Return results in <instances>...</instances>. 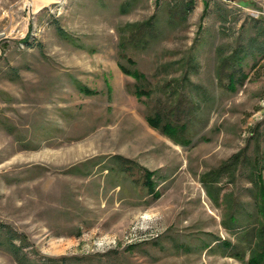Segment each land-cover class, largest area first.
Returning a JSON list of instances; mask_svg holds the SVG:
<instances>
[{"label":"rangeland","instance_id":"rangeland-1","mask_svg":"<svg viewBox=\"0 0 264 264\" xmlns=\"http://www.w3.org/2000/svg\"><path fill=\"white\" fill-rule=\"evenodd\" d=\"M36 2L0 0V227L36 264H245L221 245L264 225V0ZM151 16V40L125 51L139 101L117 29ZM224 164L214 203L200 177ZM1 242L0 264H18Z\"/></svg>","mask_w":264,"mask_h":264},{"label":"trees","instance_id":"trees-1","mask_svg":"<svg viewBox=\"0 0 264 264\" xmlns=\"http://www.w3.org/2000/svg\"><path fill=\"white\" fill-rule=\"evenodd\" d=\"M126 5L127 3L120 6L121 12L125 11ZM154 31V16H151L146 21L128 23L117 29V46L119 57L118 68L124 75L133 79L135 83L134 96L139 101H142L143 98H149L151 96V92L143 87V84L146 83V77L136 68L135 62L129 57H127L125 51L127 46L132 42H141L143 44L147 43L149 40H151V37L154 35ZM57 33L62 39H68L67 34H65V32L59 27H57ZM235 62V60L234 63L233 61L230 62L233 71L235 70ZM234 77L235 75H233V73L228 74L229 86L233 85ZM78 89L80 92L83 93H91L90 90L83 86H78ZM146 122L150 128L158 130L161 134L169 138L176 145L186 146L190 143V141L186 139L185 136L187 130L186 123H175L171 119H167L166 116H163L160 113H154L152 116L146 117ZM126 161L128 160H125V162ZM225 167H227V164L222 165V167L218 168L214 172H209L200 177V182L205 186L207 196L214 203L217 202L218 198V190L215 188V186L217 184L218 177L222 174V172H224ZM142 171L143 186L146 188L148 194L154 196L155 198L158 197L159 194L155 193V183L152 178L154 176V172L145 168H142ZM255 182L257 184H260L259 172H257L255 175ZM259 188L260 201L263 202L264 196H261L263 195V188L262 186H260ZM260 211L264 216L263 206L260 207ZM0 233L2 235L1 244H5L8 246V250L10 251L12 257L18 264H36L35 262L30 261V259L25 253H22V249L20 246L14 244V240L19 239V236L13 233L9 227L1 225ZM242 240L245 244L242 248L238 247V245L236 244L223 242L221 246L223 251H226L225 255L240 262H244L245 255H247V260L245 264H264V225L260 228L259 231L257 230V232L255 230L245 232L244 236L242 237Z\"/></svg>","mask_w":264,"mask_h":264},{"label":"bare ground","instance_id":"bare-ground-1","mask_svg":"<svg viewBox=\"0 0 264 264\" xmlns=\"http://www.w3.org/2000/svg\"><path fill=\"white\" fill-rule=\"evenodd\" d=\"M49 0H38V3H34L32 6V9H37L40 5H43L45 3H48Z\"/></svg>","mask_w":264,"mask_h":264},{"label":"water","instance_id":"water-1","mask_svg":"<svg viewBox=\"0 0 264 264\" xmlns=\"http://www.w3.org/2000/svg\"><path fill=\"white\" fill-rule=\"evenodd\" d=\"M224 1H234V0H224Z\"/></svg>","mask_w":264,"mask_h":264}]
</instances>
